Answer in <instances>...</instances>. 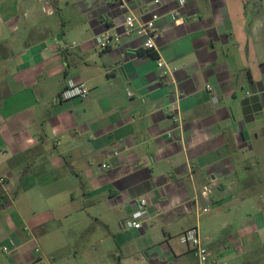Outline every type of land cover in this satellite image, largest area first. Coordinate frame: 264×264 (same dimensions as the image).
<instances>
[{
	"label": "crops",
	"instance_id": "obj_1",
	"mask_svg": "<svg viewBox=\"0 0 264 264\" xmlns=\"http://www.w3.org/2000/svg\"><path fill=\"white\" fill-rule=\"evenodd\" d=\"M177 6L136 0L149 52L112 0H0V264H199L192 227L211 264H264V0Z\"/></svg>",
	"mask_w": 264,
	"mask_h": 264
},
{
	"label": "built area",
	"instance_id": "obj_2",
	"mask_svg": "<svg viewBox=\"0 0 264 264\" xmlns=\"http://www.w3.org/2000/svg\"><path fill=\"white\" fill-rule=\"evenodd\" d=\"M119 9L125 11L123 16L122 26L124 33L132 36H137L143 39V47L149 51H156V41L161 36L164 28L159 27L158 23L163 18L158 10L152 9L149 11V17L144 19L139 17L132 10L136 0H112ZM187 0H179V6L168 12L175 20H182V8ZM121 34H102L94 38L95 44L100 50H108L114 42H119ZM158 68L162 69L163 75L172 74V70L168 68L166 61L159 57L157 59ZM211 89V87L209 88ZM89 95V88L84 83L76 82L74 79H67L65 86L59 94V99L62 101L71 100L75 98H86ZM131 96L132 93L129 92ZM214 102L218 103L217 96L214 97ZM175 109L174 111H176ZM104 167H108L107 164H103ZM6 179L0 176V183L5 184ZM211 192V186L207 185L201 191L203 197H208ZM150 200L147 196H142L137 203V209L131 213V215L125 220L124 226L127 229H142L144 225L152 218V214L149 210ZM209 208H204V211H208ZM181 241L184 244L190 246V248L197 255L199 264H211L210 248L206 239L200 234L198 227H192L183 232L181 235ZM2 250L5 253H10L7 247H3Z\"/></svg>",
	"mask_w": 264,
	"mask_h": 264
},
{
	"label": "rangeland",
	"instance_id": "obj_3",
	"mask_svg": "<svg viewBox=\"0 0 264 264\" xmlns=\"http://www.w3.org/2000/svg\"><path fill=\"white\" fill-rule=\"evenodd\" d=\"M56 264H62V263H56Z\"/></svg>",
	"mask_w": 264,
	"mask_h": 264
}]
</instances>
